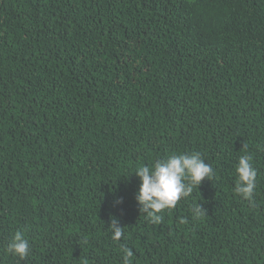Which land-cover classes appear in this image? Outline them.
Returning a JSON list of instances; mask_svg holds the SVG:
<instances>
[{
	"label": "trees",
	"instance_id": "trees-1",
	"mask_svg": "<svg viewBox=\"0 0 264 264\" xmlns=\"http://www.w3.org/2000/svg\"><path fill=\"white\" fill-rule=\"evenodd\" d=\"M192 152L214 178L152 223L133 172ZM124 246L132 264H264V0H0V264H123Z\"/></svg>",
	"mask_w": 264,
	"mask_h": 264
},
{
	"label": "clouds",
	"instance_id": "clouds-1",
	"mask_svg": "<svg viewBox=\"0 0 264 264\" xmlns=\"http://www.w3.org/2000/svg\"><path fill=\"white\" fill-rule=\"evenodd\" d=\"M237 182L234 192L243 199L252 202L256 188L257 172L252 165V158L245 154L237 158L235 164ZM139 178L140 184L135 199L141 213L152 223L163 220L161 213L165 209L174 208L182 198H188L194 189H197L205 178H214L212 166L202 158L200 152L169 154L167 157L156 160L151 166L141 165L133 172ZM195 218L205 214L200 204L193 206ZM108 230L113 240H120L124 235L119 220L111 217ZM182 223L185 221H181ZM7 253L21 260L30 254L29 239L21 231H16L9 240ZM123 264H132L134 255L127 246L121 249Z\"/></svg>",
	"mask_w": 264,
	"mask_h": 264
}]
</instances>
